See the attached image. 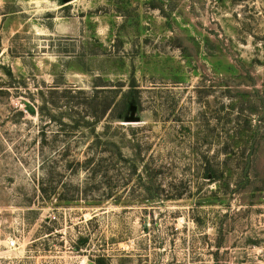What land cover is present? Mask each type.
Instances as JSON below:
<instances>
[{"label":"rangeland","instance_id":"374dc122","mask_svg":"<svg viewBox=\"0 0 264 264\" xmlns=\"http://www.w3.org/2000/svg\"><path fill=\"white\" fill-rule=\"evenodd\" d=\"M76 247L264 264V0H0V264Z\"/></svg>","mask_w":264,"mask_h":264},{"label":"built area","instance_id":"2783aa9c","mask_svg":"<svg viewBox=\"0 0 264 264\" xmlns=\"http://www.w3.org/2000/svg\"><path fill=\"white\" fill-rule=\"evenodd\" d=\"M8 246L10 248H15L17 246V239L16 238H10L8 241ZM75 255L72 256V258L75 261V264H92L89 259L87 260L86 258H83L79 249L76 247L74 249Z\"/></svg>","mask_w":264,"mask_h":264},{"label":"water","instance_id":"95a60500","mask_svg":"<svg viewBox=\"0 0 264 264\" xmlns=\"http://www.w3.org/2000/svg\"><path fill=\"white\" fill-rule=\"evenodd\" d=\"M29 109H32L30 105H28ZM139 117L136 115V105L131 106V113L125 117V120L128 122H133V121H139Z\"/></svg>","mask_w":264,"mask_h":264},{"label":"trees","instance_id":"16d2710c","mask_svg":"<svg viewBox=\"0 0 264 264\" xmlns=\"http://www.w3.org/2000/svg\"><path fill=\"white\" fill-rule=\"evenodd\" d=\"M226 154H233V153L232 152H226ZM150 165H151V163L150 164L146 163L145 165H143V167L144 168L146 167V171H148L147 169L150 167ZM206 175L209 178H211V180H212L213 178H215L217 176V171L213 168L208 169Z\"/></svg>","mask_w":264,"mask_h":264}]
</instances>
